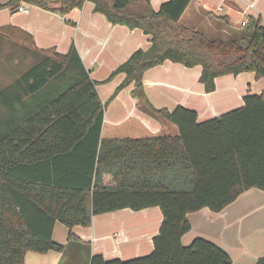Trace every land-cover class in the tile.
Instances as JSON below:
<instances>
[{"label": "trees", "instance_id": "1", "mask_svg": "<svg viewBox=\"0 0 264 264\" xmlns=\"http://www.w3.org/2000/svg\"><path fill=\"white\" fill-rule=\"evenodd\" d=\"M24 1L66 13L85 0ZM90 1L109 22L150 35L149 48L132 52L108 79L125 74L115 93L132 85L143 107L176 125L178 134L102 139L104 106L75 46L66 53L39 48L21 27L0 25V40L34 52L31 64L11 68L15 77L0 87V264H24L27 251L50 250L62 253L59 264H233L212 241L195 237L183 245L181 238L191 228L188 213L219 212L250 188L264 191V89L198 121L184 106L153 107L142 76L170 60L200 65L205 92L226 74L264 78V24L252 20L239 37L211 39L178 25L192 0H168L157 11L149 0ZM135 3L146 10L130 11ZM154 206L162 221L147 255L105 259L71 231L65 245L52 239L57 221L70 229L89 226L93 215Z\"/></svg>", "mask_w": 264, "mask_h": 264}, {"label": "crops", "instance_id": "2", "mask_svg": "<svg viewBox=\"0 0 264 264\" xmlns=\"http://www.w3.org/2000/svg\"><path fill=\"white\" fill-rule=\"evenodd\" d=\"M9 1L0 0V25L21 27L33 36L39 48L54 47L57 52L66 53L72 44L75 46L104 106L102 139L178 134L176 125L143 107L132 94V85L115 93L125 74L108 79L132 52L149 48L150 35L138 28L109 22L104 14L94 10L90 0L66 13L47 10L24 0L6 5ZM166 1L149 0V7L157 11ZM18 6L26 7L27 12L17 11ZM129 9L135 13L146 10L144 3L131 4ZM252 20L264 24V0H192L178 25L202 32L201 26L197 25L204 24V29L215 35L214 38L229 39L241 36L244 31L240 27L247 26ZM200 74V65L186 67L166 60L144 71L143 90L153 107L173 110L176 106H184L195 110L198 121H203L240 107L244 95L260 93L264 89L261 78H256L253 72H242L215 78V90L205 92L199 81ZM253 208H264L263 190L250 188L219 212L203 208L188 213L191 228L182 236L181 242L188 245L195 237H203L225 250L233 264H243L246 248L232 229ZM161 221L162 213L157 206L141 210L123 208L93 215L89 226L75 225L69 229L57 221L52 239L65 245L71 231L90 245L91 254L127 260L153 250V237L157 235ZM200 223L211 224L214 235L202 234L199 229L194 232V227L200 228ZM256 246L261 248L252 257L254 264L264 256V235ZM61 261L62 253L53 250L45 253L27 251L24 257V264H59Z\"/></svg>", "mask_w": 264, "mask_h": 264}, {"label": "rangeland", "instance_id": "3", "mask_svg": "<svg viewBox=\"0 0 264 264\" xmlns=\"http://www.w3.org/2000/svg\"><path fill=\"white\" fill-rule=\"evenodd\" d=\"M240 22V21H239ZM204 35L214 38L207 31L204 24H199ZM247 26H241L240 30L244 31ZM34 56L32 50L26 49L22 46H16L15 43L0 40V87L9 84L15 76L8 74L7 71H11V68H15L17 72L23 71L31 64ZM264 81V78H261ZM213 212V211H212ZM211 212V213H212ZM215 216V214L213 215ZM200 228L194 227V232L199 229L202 234H210L213 236L214 232L211 229V224L205 223L199 224ZM233 233L238 237V241L245 245L246 257L243 258V264H254L253 256L257 254L260 246H256L257 241L261 240L264 235V208L251 209L233 226ZM219 232V230H218ZM200 236V235H198Z\"/></svg>", "mask_w": 264, "mask_h": 264}, {"label": "built area", "instance_id": "4", "mask_svg": "<svg viewBox=\"0 0 264 264\" xmlns=\"http://www.w3.org/2000/svg\"><path fill=\"white\" fill-rule=\"evenodd\" d=\"M16 10H17V11H21V12H27V8L24 7V6H18V7L16 8ZM244 24H245V22H242V25H244Z\"/></svg>", "mask_w": 264, "mask_h": 264}]
</instances>
